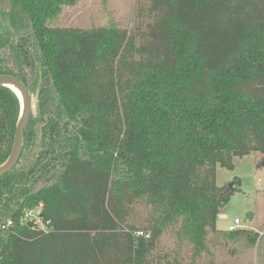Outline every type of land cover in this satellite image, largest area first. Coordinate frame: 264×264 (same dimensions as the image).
<instances>
[{
    "label": "trees",
    "instance_id": "obj_1",
    "mask_svg": "<svg viewBox=\"0 0 264 264\" xmlns=\"http://www.w3.org/2000/svg\"><path fill=\"white\" fill-rule=\"evenodd\" d=\"M149 1L138 35L48 25L76 0H0V75L33 92L43 74L39 116L0 178V264H184L157 248L173 228L189 264H217L210 233L240 190L217 170L264 156V0ZM19 113L0 87V164ZM40 204L48 231L23 221Z\"/></svg>",
    "mask_w": 264,
    "mask_h": 264
},
{
    "label": "rangeland",
    "instance_id": "obj_2",
    "mask_svg": "<svg viewBox=\"0 0 264 264\" xmlns=\"http://www.w3.org/2000/svg\"><path fill=\"white\" fill-rule=\"evenodd\" d=\"M149 0H76L74 5L64 6L60 15L51 19L48 25L59 28H92L118 26L138 35L147 30L153 17ZM263 155L254 152L243 158L234 159V170L219 167L217 185L230 187L239 180V191L222 209L225 218L217 222L219 233H210V251L217 264H264V160ZM135 212L143 214L141 205ZM236 219L242 221L238 230L257 232L259 236L251 243L250 235L230 238L226 232ZM177 229H169L161 237L158 249L179 255L184 264L191 261V247L177 238ZM249 233V234H250ZM262 233V234H261ZM211 256L204 255L203 262Z\"/></svg>",
    "mask_w": 264,
    "mask_h": 264
},
{
    "label": "water",
    "instance_id": "obj_3",
    "mask_svg": "<svg viewBox=\"0 0 264 264\" xmlns=\"http://www.w3.org/2000/svg\"><path fill=\"white\" fill-rule=\"evenodd\" d=\"M0 87H6L12 90L19 98L21 105L12 152L8 159L0 165L1 178L10 173L20 160L23 152L24 136L29 124L30 116L32 111H34L35 114L38 112L39 91L37 99L33 103L27 86L21 80L11 75H0ZM28 226L30 228L35 227L33 223H29Z\"/></svg>",
    "mask_w": 264,
    "mask_h": 264
},
{
    "label": "built area",
    "instance_id": "obj_4",
    "mask_svg": "<svg viewBox=\"0 0 264 264\" xmlns=\"http://www.w3.org/2000/svg\"><path fill=\"white\" fill-rule=\"evenodd\" d=\"M23 221L25 224L33 223L35 225L34 228L41 229L43 231L50 230V221H47L44 219V213H43V205L40 204L39 206L35 208H31L26 210L24 213ZM13 225V222L11 220L7 221L6 223L1 225V228L6 230L10 228ZM242 226V221L240 219H236L234 223L229 227V231H236L239 227ZM139 234H142L140 232Z\"/></svg>",
    "mask_w": 264,
    "mask_h": 264
},
{
    "label": "flooded vegetation",
    "instance_id": "obj_5",
    "mask_svg": "<svg viewBox=\"0 0 264 264\" xmlns=\"http://www.w3.org/2000/svg\"><path fill=\"white\" fill-rule=\"evenodd\" d=\"M9 21V22H7V21ZM11 24V17H10V11L9 10H4V11H0V29H2V28H4V27H6V26H9ZM39 71H40V76H39V80H38V85H37V88L35 89V91H33V92H31L29 89V92H30V94H31V99H32V102L34 103L35 101H36V99H37V94H38V91H39V101H38V112L35 114L34 113V111H32V114H31V116H30V119H31V117L32 116H34V117H38L39 116V103H40V99H41V96H42V94H41V87H42V84H43V74H42V68H40L39 69ZM19 72H22V69H20V71ZM1 75H8V74H1ZM11 76H13V75H11ZM14 77H16V76H14ZM16 78H18V77H16ZM19 79V78H18ZM20 80V79H19ZM22 81V80H21ZM24 83V82H23ZM28 88V87H27ZM20 111H21V105H20ZM19 117H20V113H19ZM19 117H18V120H19ZM29 122H30V120H29ZM17 123H18V121H17ZM29 125V124H28ZM28 127V126H27ZM16 128H17V125H16ZM27 130V129H26ZM15 133H16V131H15ZM26 133V132H25ZM14 138H15V136H14ZM24 138H25V136H24ZM14 144V143H13ZM13 149V148H12ZM21 158V157H20ZM8 159V158H7ZM6 159V160H7ZM5 160V161H6ZM4 161V162H5ZM20 161V160H19ZM3 162V163H4ZM2 163V164H3ZM19 163V162H18ZM18 163H17V165H18ZM2 164H0V165H2ZM16 165V166H17ZM15 166V167H16ZM14 167V168H15Z\"/></svg>",
    "mask_w": 264,
    "mask_h": 264
},
{
    "label": "crops",
    "instance_id": "obj_6",
    "mask_svg": "<svg viewBox=\"0 0 264 264\" xmlns=\"http://www.w3.org/2000/svg\"><path fill=\"white\" fill-rule=\"evenodd\" d=\"M226 215L225 214H221L220 218H225ZM262 234V233H261ZM255 264V263H254Z\"/></svg>",
    "mask_w": 264,
    "mask_h": 264
},
{
    "label": "bare ground",
    "instance_id": "obj_7",
    "mask_svg": "<svg viewBox=\"0 0 264 264\" xmlns=\"http://www.w3.org/2000/svg\"><path fill=\"white\" fill-rule=\"evenodd\" d=\"M17 91V90H16Z\"/></svg>",
    "mask_w": 264,
    "mask_h": 264
}]
</instances>
